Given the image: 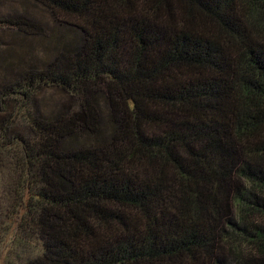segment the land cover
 Returning <instances> with one entry per match:
<instances>
[{"label":"trees","instance_id":"trees-1","mask_svg":"<svg viewBox=\"0 0 264 264\" xmlns=\"http://www.w3.org/2000/svg\"><path fill=\"white\" fill-rule=\"evenodd\" d=\"M35 1L80 37L0 84V264H264V0Z\"/></svg>","mask_w":264,"mask_h":264},{"label":"rangeland","instance_id":"rangeland-1","mask_svg":"<svg viewBox=\"0 0 264 264\" xmlns=\"http://www.w3.org/2000/svg\"><path fill=\"white\" fill-rule=\"evenodd\" d=\"M19 17L37 20L43 30L39 34H30L32 32L26 33L17 28L0 26L3 27L0 28L1 86L5 80L9 81L11 77L23 72L28 64L37 63L39 66L45 64L44 62L52 59L59 52L62 44L75 43L80 37L76 28L58 22L46 6L35 0H0V19ZM42 97L39 98L42 106L45 107L46 103L56 106L54 101L60 99L62 94L50 91ZM14 103L20 105L22 100L16 98ZM20 118L21 116L18 115V120ZM25 125L26 123L23 127Z\"/></svg>","mask_w":264,"mask_h":264}]
</instances>
